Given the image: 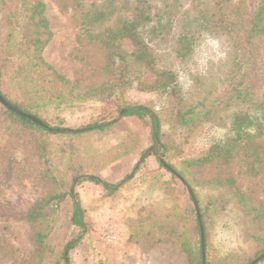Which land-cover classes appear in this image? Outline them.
<instances>
[{"label": "rangeland", "instance_id": "rangeland-1", "mask_svg": "<svg viewBox=\"0 0 264 264\" xmlns=\"http://www.w3.org/2000/svg\"><path fill=\"white\" fill-rule=\"evenodd\" d=\"M40 1L45 6L51 32V39L42 52L45 62L69 81L76 82V91L110 83L112 74L107 49L91 34L111 26L115 15L103 27L86 32L81 28L80 13L71 7V3H78V0ZM90 1L83 0L86 5ZM62 3L69 7L64 13L59 9ZM5 16L4 7L0 6V27ZM118 45L125 51L133 49L128 38L120 40ZM194 56L197 58L195 62L189 63L187 68L180 67L174 85L182 106L215 99L226 84L225 77L231 67L227 45L214 39L204 41ZM154 80L152 72H144L139 82H133L120 98L117 97L118 102L152 108L160 119V142L169 148V153L160 157L162 161L183 174L202 203L223 200V207L219 204L218 207L212 206L209 256L211 264L234 262L240 251L252 248V235H264V219L253 221L246 210L264 207V153L251 155L249 151L240 150L228 166H222L218 159L195 164L194 161L211 145L223 143L231 134V119L240 110V105L232 102L226 105L220 99L210 120L202 121L192 130H180L174 124L176 98L170 92L171 87L152 91L149 86ZM109 101L114 105L116 100L110 98ZM110 105L93 100L68 106L41 105L34 111L50 127L81 129L97 120L99 115L107 114L106 122L117 119L119 114ZM124 123L132 133V151L116 156L99 169L101 156L119 143L122 133L108 132L103 137L87 140L83 137L67 139L13 122L0 108V264L34 262L33 226L26 221L25 215L40 200L58 192V187L44 178V160L40 156L44 145L49 163L62 169L68 177L97 172L110 184H117L131 176L133 168L140 165L133 178L113 196H107L100 186L89 182L74 184L73 189L85 209L90 228L69 252L71 264H188L185 254L174 241L143 252L129 240L140 223V217L146 216L147 209L172 207L176 197L183 207L193 208V204L186 187L167 169L161 168L154 156H148L141 164V155L152 145L149 122L127 118ZM66 142L67 152L62 151ZM254 172L257 174L253 175ZM226 178H232L234 186L246 193L247 200H250L248 208L241 207L229 190L212 182ZM168 191L172 192L170 197ZM59 207L50 233V242L56 250L78 234L68 222L70 200L66 199ZM161 219L153 222H161ZM154 224L145 221L142 229L148 230Z\"/></svg>", "mask_w": 264, "mask_h": 264}, {"label": "trees", "instance_id": "trees-1", "mask_svg": "<svg viewBox=\"0 0 264 264\" xmlns=\"http://www.w3.org/2000/svg\"><path fill=\"white\" fill-rule=\"evenodd\" d=\"M0 6L4 7L6 15L0 27V96L13 108L37 118L48 128L34 124L0 105L3 114L29 129L67 139L83 137L87 140L103 137L108 132L122 133L119 143L101 156L99 169L116 156H124L132 151L133 137L124 119L148 121L152 145L141 155V164L148 156H154L161 168L168 166L180 175L194 196L199 219L192 207L181 206L176 197L172 207L147 209L146 216L140 217V223H137L129 240L143 252L174 241L185 254L188 264H202V229L204 264H211L209 240L212 206L218 207L219 204L223 207V200L202 203L181 172L168 162L159 161L160 157L169 153V148L160 142L161 125L157 113L146 105L119 103L117 97L120 98L133 82H139L144 72H152L155 76L149 86L152 91H164L171 87L170 92L176 98L174 124L180 130H192L202 121L210 120L214 106L220 99L226 105L236 103L240 105V110L231 119V134L223 143L211 145L194 163L205 164L218 159L222 166H228L240 150L249 151L251 155L264 153V0H91L87 5L83 0H78V3H71L72 10L80 13L81 28L86 32L103 27L115 15L111 26L91 34L107 49L112 80L86 91H76V82L69 81L43 59L42 52L51 39V32L45 6L40 0H0ZM68 8L66 3L59 7L63 13ZM124 38L131 40L132 51L120 49L118 42ZM208 39L227 45L231 67L225 77L226 84L211 102L198 101L182 106L174 87L178 72L180 67L187 68L189 63L195 62V53ZM110 98L116 100L114 105H110ZM93 100L110 105L119 117L106 122L107 114L99 115L97 120L84 127L85 131L70 133L50 127L34 111L41 105L68 106L74 102ZM66 145L67 142L62 145V151H68ZM40 156L44 160V178L54 183L58 192L40 200L25 215L26 221L33 226V264H71L69 252L90 228L85 209L73 189L74 184L89 182L100 186L107 196H113L133 178L140 165L133 168L131 176H126L117 184H110L97 172L80 177L64 175L62 169L51 165L45 157V145ZM212 182L229 190L241 207L248 208L250 200H247L246 193L234 186L232 178ZM167 194L170 197L172 192L168 191ZM66 199L71 202L68 222L77 229L78 234L56 250L50 242V233L59 206ZM189 201L192 202L190 197ZM246 210L253 221L264 219V207ZM159 218H162L161 222H153ZM145 221L155 224L143 230ZM250 238L252 248L240 251L236 261H227L226 264H250L264 253V235H252ZM258 264H264V258Z\"/></svg>", "mask_w": 264, "mask_h": 264}, {"label": "water", "instance_id": "water-1", "mask_svg": "<svg viewBox=\"0 0 264 264\" xmlns=\"http://www.w3.org/2000/svg\"><path fill=\"white\" fill-rule=\"evenodd\" d=\"M0 103L1 105H3V107H5L6 109H8L9 111H12L13 113L21 116V117H24L26 119H28L29 121H31L32 123L34 124H37V125H40V126H43L45 128H48L46 125H44L41 121H39L37 118L31 116V115H27V114H24L22 113L21 111H18L16 110L15 108H13L11 105H9L6 101H4L2 99V97L0 96ZM86 129L85 128H81V129H60L59 132H70V133H74V132H83L85 131ZM159 161L162 162V159L159 158ZM166 169L174 176L176 177L184 186H185V183L182 179V177L180 175H178L172 168L168 167V166H165ZM186 187V186H185ZM187 192L189 194V197L192 199V204H193V208H194V211L196 213V216L197 218L199 219V209H198V206H197V203L194 199V196L192 195V192L189 188H187ZM201 250H202V264H204V235H203V232H202V229H201ZM264 258V253H262L260 256H258L254 261H252L250 264H257L259 263L262 259Z\"/></svg>", "mask_w": 264, "mask_h": 264}]
</instances>
